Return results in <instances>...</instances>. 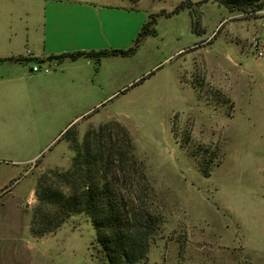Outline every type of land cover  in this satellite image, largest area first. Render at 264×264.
<instances>
[{
  "label": "rangeland",
  "instance_id": "374dc122",
  "mask_svg": "<svg viewBox=\"0 0 264 264\" xmlns=\"http://www.w3.org/2000/svg\"><path fill=\"white\" fill-rule=\"evenodd\" d=\"M42 1L0 0V59L26 23L42 24ZM185 1L142 0L156 35L127 59L81 65L103 91L117 90L104 107L48 105L34 94L10 116L22 120L18 134L48 145L37 180L70 168L75 152L62 135L72 126L80 142L111 122L128 131L146 176L129 186L142 188L163 223L146 264H264V58L251 48L264 43V11L231 13L216 0H191L192 9L176 12ZM7 66L0 67L1 90ZM37 204L36 197L32 219ZM56 234L54 264H104L92 257L96 232L85 216L45 237Z\"/></svg>",
  "mask_w": 264,
  "mask_h": 264
},
{
  "label": "crops",
  "instance_id": "0c3cea01",
  "mask_svg": "<svg viewBox=\"0 0 264 264\" xmlns=\"http://www.w3.org/2000/svg\"><path fill=\"white\" fill-rule=\"evenodd\" d=\"M117 1L119 4L99 0H43L42 24L38 27L32 22L29 26L26 23L23 36L19 32L22 37L17 42L5 45L7 51L1 58L20 57L22 61L0 63V67L9 65L6 71L9 75L2 77L7 86L0 89V264H54L52 251L59 235L37 239L30 233L39 157L48 145H38L35 136L18 134L22 120L10 114L30 106L34 94H39L42 103L48 105L60 103L80 107L88 102L93 104L92 108H102L111 101L117 90L106 93L102 86L95 85L93 73L80 68L81 65H95L93 60L59 62L49 61V58L76 52L128 51L132 48L149 21V13L139 9L142 0L136 5L126 0ZM21 43L32 47L22 50ZM28 52L31 57L27 56ZM110 59L127 57H106L99 66ZM37 60L42 61L41 64L58 62V67L52 70L54 72L38 75L32 70L39 63ZM70 65L76 67L70 68ZM28 132H32L30 124Z\"/></svg>",
  "mask_w": 264,
  "mask_h": 264
},
{
  "label": "trees",
  "instance_id": "16d2710c",
  "mask_svg": "<svg viewBox=\"0 0 264 264\" xmlns=\"http://www.w3.org/2000/svg\"><path fill=\"white\" fill-rule=\"evenodd\" d=\"M132 1L135 5L140 2ZM216 1L231 13L250 15L264 11V0ZM192 5L191 0L182 2L176 12L192 9ZM150 17L135 39V48L76 52L51 57L49 61L87 59L99 66L106 57H129L145 38L156 35V19ZM7 61L21 62L22 58L0 59V63ZM76 128L74 125L62 135L75 152L70 168L51 169L37 180L38 204L30 223L31 235L41 239L59 231L72 217L83 215L96 232L91 245L94 259L104 264L148 263L163 223L160 215L145 205L142 188L129 186L130 181L146 180V176L128 131L111 122L89 130L80 142Z\"/></svg>",
  "mask_w": 264,
  "mask_h": 264
},
{
  "label": "built area",
  "instance_id": "2783aa9c",
  "mask_svg": "<svg viewBox=\"0 0 264 264\" xmlns=\"http://www.w3.org/2000/svg\"><path fill=\"white\" fill-rule=\"evenodd\" d=\"M251 48L253 50L254 55L256 56V58H264V43L259 41V40H254L251 44ZM28 57H31V53L28 52L27 53ZM58 67V62L55 63H50V64H41L38 63L34 66V68L32 69L34 73H38L41 72L42 70L47 72H50L54 69H56Z\"/></svg>",
  "mask_w": 264,
  "mask_h": 264
}]
</instances>
